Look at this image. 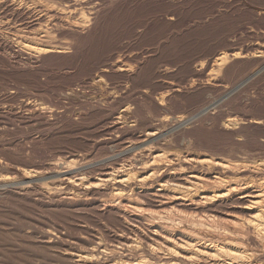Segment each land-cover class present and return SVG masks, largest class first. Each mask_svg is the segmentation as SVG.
Listing matches in <instances>:
<instances>
[{
  "label": "rangeland",
  "instance_id": "1",
  "mask_svg": "<svg viewBox=\"0 0 264 264\" xmlns=\"http://www.w3.org/2000/svg\"><path fill=\"white\" fill-rule=\"evenodd\" d=\"M84 2L80 10L66 0H0V264H85L72 255L86 253L89 264H140L151 250L166 256L170 232L181 252L230 244L264 264V230L247 227L239 204L199 201L236 181L231 172L191 187L184 178L215 172L151 159L263 165L260 0ZM24 41L54 51L37 54ZM130 166L161 176L128 196L142 223L107 208L114 191L103 181ZM81 179L99 187L72 184ZM163 183L168 195L156 196Z\"/></svg>",
  "mask_w": 264,
  "mask_h": 264
},
{
  "label": "bare ground",
  "instance_id": "2",
  "mask_svg": "<svg viewBox=\"0 0 264 264\" xmlns=\"http://www.w3.org/2000/svg\"><path fill=\"white\" fill-rule=\"evenodd\" d=\"M84 1L85 0H66V2L70 4V6L76 7L77 9H80V10H83V8H84V5H85ZM260 2H261L262 6L260 8H258L257 11H258V14L264 15V0H260ZM33 12H35V11H33ZM46 12L48 13V10H46ZM82 23H86V21H83ZM44 37H47V34L45 32H44ZM25 43H28V44H25ZM23 46H24V48L28 49V51H31V52H34V53H37V54H43V53H48V52H53L54 51V49L44 48V47L38 46V45H33L32 43H29L27 41L23 42ZM225 61H226L225 57H222L220 59V62L225 63ZM126 112H127V108L122 110L118 114V120L124 118L125 114H127ZM156 139H158V138H156ZM152 141H154V140L152 139ZM139 148H140V146H139ZM132 151H133V149H132ZM126 152H128V151H126ZM129 153H131V152H129ZM148 155L151 156L150 154H148ZM170 158L171 157L169 155H165V154H161V155L157 154L155 156H151V159H153V160L162 159V160H164L167 163L169 162V165H168L167 168L172 169V170H175V167L177 166L180 171H184L186 169H189V170L200 169V170H203V171H208V173H210V171L211 172H213V171L215 172L216 176L215 177H210V178H209V176L205 175L206 173H202V172H200L201 174L191 175L190 177H188L186 179L184 178V183H186L187 185L189 183L191 185V187L193 185H195V184H201V185L204 184L205 185L207 182H211V180H213L214 183H217L219 181H222L221 180L222 175L226 177L227 175H231V173H232V175L234 177L238 178V179L235 178L234 180H236V181H232V182L228 181L227 182L228 185H227L226 189L223 190L224 192L221 191V192H218V193H204V194H202V196H201L199 201H202L203 203L218 202L220 204L224 203L226 201H235L237 204H239L241 206L242 210H244L246 213L249 214V216H247L245 218V222H244V220L242 222H244L249 229L256 230L257 232H260V230H264V216H263L264 215V182H263V179H264V162H263V165H262L263 168H262L261 164H260V166H261L260 168H256V166L252 167V168H248L246 163H244V162L240 163V162H228V161H219L218 160L217 162L210 163V162H208L205 159H201L200 160L199 158H197V160H192L193 158L189 159V158L185 157V159H183V161L180 164H178V165L175 164L174 165L173 164L174 162L173 163L170 162V160H169ZM177 158H179V157H177ZM175 162H176V160H175ZM260 163H262V162H260ZM161 164H163V163H161ZM143 166H144V164H143ZM205 168H206V170H204ZM63 172H68V171L64 170ZM147 172H149V170H147L146 168H142L141 167L139 170H134V168L131 167V168L126 169L124 171L122 170V172H120V173L108 174L106 179L103 181V185L111 184V186L113 188L112 190L114 191L113 199L111 201H109L111 204L109 203L110 205L107 207L108 210L112 211L114 213L122 214V215H124V217L133 218V220L135 222H137V223H142V221H145V219L141 215L142 213H141L140 207L136 206L137 204L134 201H131V199L128 196H129L130 193H133V196H135V198H140L142 196V194H143V191H141V190L146 188V186L148 185V181L150 179H152L153 177L158 176V175H156L157 172H158L157 170L152 169V172L150 173V175L149 176H145L147 174ZM175 172H177V171H175ZM29 173L26 172V174L28 176L31 175ZM173 174L175 176L178 175L176 173H173ZM62 175H63V173H62ZM31 176H34V175H31ZM68 176H69V174L67 173L63 179H70V177H68ZM170 176H172V175H170ZM250 178L256 179L255 182H260L258 184V186L253 187L252 184H251L252 181H249ZM247 180H248V182H246ZM68 182H70V180ZM72 184H74L76 186H83L84 184H87L88 186L84 188L85 190H89L90 188H95L96 189V188L99 187L97 185L90 186L89 183H87V182L85 183V181L82 180V179L81 180H76ZM150 185H152V184H150ZM168 185L169 184L163 183V184H161L159 186V184H158L159 189H157V191L154 194L156 196L168 195L166 193L169 190L168 189L169 188ZM176 187L179 190H183L184 189L185 193H188V194L190 193L189 189H191V187L190 188H184L183 185H179V186H176ZM81 190H83V189L81 188ZM173 198H175V197H173ZM113 202H116V203L114 204ZM209 208H210V206H209ZM131 211L137 212L138 214L134 213L135 214L134 216H132V215L129 216V212H131ZM144 216H145V214H144ZM123 221H125V220H123ZM198 223L199 224H204V223H209V222L207 220H199ZM228 223H230V222H228ZM161 224H163V223H161ZM225 224H226V222H225ZM158 227H160V226H158ZM230 228H232V227H230ZM176 230H178V229H176ZM171 231H173V230H171ZM230 231H231V229H230ZM171 233L172 232L168 233L167 239H165V247L166 248L164 250L167 251L166 256L162 257L160 255H156L157 253H154L155 251L151 250L152 252H150V251L149 252L152 255L149 258V260H146L147 262L140 263V264H157V262H159L160 264H258L259 263L256 260L257 259L255 257L256 255L254 256V254L252 253V250L250 251L247 248L240 247V246H236L235 247V246L230 245V244H223V245L214 246V247H207L205 245L204 248L198 247V248L194 249L193 251L181 252V251H179L177 249L178 247L176 248V246H175V244L178 245V242L175 240V237H176L177 234H172L171 235ZM178 237H179L178 240L180 241V243L183 242L184 245H190L191 243H192V245H191L192 247H194L196 245L195 240H193V239L182 240L183 239L182 237H184V236L179 235ZM143 242H144V244L147 243L146 241H143ZM242 244H245V243H242ZM123 246L126 247L127 250L130 251V252L132 250H139V248H136L134 245H130V244L126 245L125 244ZM200 246H202V245H200ZM147 247L149 249H154L153 247H149V245ZM102 249H103V247L98 244L96 250L99 253H101V252H103ZM186 250H188V249H186ZM72 256L77 258V260H76L77 262H82V263H85V264H89V263L92 262L91 253L73 254ZM259 257H260V255H259ZM121 261L122 260H120V259H111L110 263L111 264H121ZM136 263H138V262H136Z\"/></svg>",
  "mask_w": 264,
  "mask_h": 264
}]
</instances>
